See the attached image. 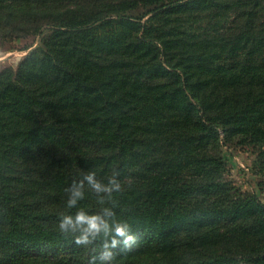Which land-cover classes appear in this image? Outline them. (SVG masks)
<instances>
[{
	"label": "trees",
	"instance_id": "1",
	"mask_svg": "<svg viewBox=\"0 0 264 264\" xmlns=\"http://www.w3.org/2000/svg\"><path fill=\"white\" fill-rule=\"evenodd\" d=\"M33 35L0 67V264H94L58 229L88 170L136 235L112 264H264V179L224 154L264 175V0H0V43Z\"/></svg>",
	"mask_w": 264,
	"mask_h": 264
},
{
	"label": "clouds",
	"instance_id": "2",
	"mask_svg": "<svg viewBox=\"0 0 264 264\" xmlns=\"http://www.w3.org/2000/svg\"><path fill=\"white\" fill-rule=\"evenodd\" d=\"M89 190L96 194L95 210L80 206ZM120 190L117 175L101 179L95 170L84 171L65 190V210L58 214V229L76 245L92 246L94 264H112L121 245L130 248L136 241L131 224L117 212L113 194Z\"/></svg>",
	"mask_w": 264,
	"mask_h": 264
},
{
	"label": "rangeland",
	"instance_id": "3",
	"mask_svg": "<svg viewBox=\"0 0 264 264\" xmlns=\"http://www.w3.org/2000/svg\"><path fill=\"white\" fill-rule=\"evenodd\" d=\"M29 43H33L32 47L37 46L38 37L33 35L26 38H15L5 44L0 43V67H16L26 53L22 47ZM224 154L227 161V178L242 190H257L256 183L264 179V175L256 170L254 150L249 146L224 147Z\"/></svg>",
	"mask_w": 264,
	"mask_h": 264
}]
</instances>
